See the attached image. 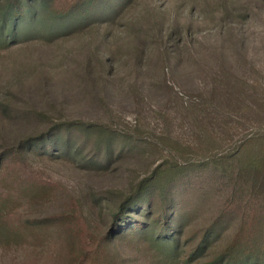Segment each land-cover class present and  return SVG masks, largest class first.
<instances>
[{
    "label": "rangeland",
    "instance_id": "obj_1",
    "mask_svg": "<svg viewBox=\"0 0 264 264\" xmlns=\"http://www.w3.org/2000/svg\"><path fill=\"white\" fill-rule=\"evenodd\" d=\"M30 31L0 43V151L23 143L49 187L13 213L35 226L0 243V264H68L82 227L117 231L124 201L139 211L117 227L176 218L182 253L211 225L209 254L242 214L264 219V0H123ZM139 237L114 238V254L158 264Z\"/></svg>",
    "mask_w": 264,
    "mask_h": 264
},
{
    "label": "trees",
    "instance_id": "obj_2",
    "mask_svg": "<svg viewBox=\"0 0 264 264\" xmlns=\"http://www.w3.org/2000/svg\"><path fill=\"white\" fill-rule=\"evenodd\" d=\"M123 0H7L0 8V43L7 44L9 38L25 36V31L47 33L67 31L71 27L85 24L106 15L108 9ZM0 44V45H3ZM23 143L0 151V243H20L31 233L34 223L18 221L16 209L25 199L34 198L48 190V183L40 179L27 164ZM47 144V142H46ZM143 186H139L138 191ZM139 211L127 201L113 212L115 233L97 234L86 227L79 233L78 253L73 254L68 264H127V259L114 254V238L139 235V251L152 263L158 264H264V219L252 220L242 214V221L233 238L215 253H207L212 247V236H217V227L211 225L200 236L197 244L182 253L177 236L180 221L165 219L159 232L150 223L138 217L129 220L126 226L119 219H126L130 211ZM177 223V224H175ZM213 231L216 234H213ZM217 239V238H216ZM204 257V258H203ZM182 260V263L180 261Z\"/></svg>",
    "mask_w": 264,
    "mask_h": 264
}]
</instances>
